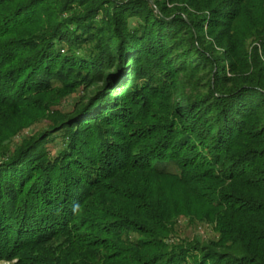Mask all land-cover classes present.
<instances>
[{
  "label": "trees",
  "instance_id": "1",
  "mask_svg": "<svg viewBox=\"0 0 264 264\" xmlns=\"http://www.w3.org/2000/svg\"><path fill=\"white\" fill-rule=\"evenodd\" d=\"M1 260L264 264V0H0Z\"/></svg>",
  "mask_w": 264,
  "mask_h": 264
},
{
  "label": "rangeland",
  "instance_id": "2",
  "mask_svg": "<svg viewBox=\"0 0 264 264\" xmlns=\"http://www.w3.org/2000/svg\"><path fill=\"white\" fill-rule=\"evenodd\" d=\"M171 7L173 4H167ZM84 92L75 91L72 94L64 96L56 105L55 109L59 112H72L77 104L84 102ZM46 120L42 119L37 123H34L29 128L22 131L21 134L14 137L17 141L22 135H30L31 133L41 130L45 127ZM197 220V219H196ZM217 238V233L213 227L206 222H190L187 216H179L174 223L173 233L165 239L167 244L179 243L190 240H199L200 242H206L207 240ZM0 264H9L7 261L1 260Z\"/></svg>",
  "mask_w": 264,
  "mask_h": 264
}]
</instances>
